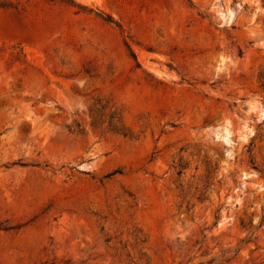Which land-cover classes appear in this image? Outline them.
I'll return each instance as SVG.
<instances>
[{"label":"rangeland","instance_id":"rangeland-1","mask_svg":"<svg viewBox=\"0 0 264 264\" xmlns=\"http://www.w3.org/2000/svg\"><path fill=\"white\" fill-rule=\"evenodd\" d=\"M263 86L264 0H0V264H264Z\"/></svg>","mask_w":264,"mask_h":264},{"label":"trees","instance_id":"trees-1","mask_svg":"<svg viewBox=\"0 0 264 264\" xmlns=\"http://www.w3.org/2000/svg\"><path fill=\"white\" fill-rule=\"evenodd\" d=\"M95 104H98V107L95 106ZM89 118L91 121L90 126L92 128L96 125L103 126L106 124L107 130L114 134L124 137L128 134L124 129L118 114L115 110H111V107H109L106 103L101 104L100 101H96L91 109H89Z\"/></svg>","mask_w":264,"mask_h":264}]
</instances>
